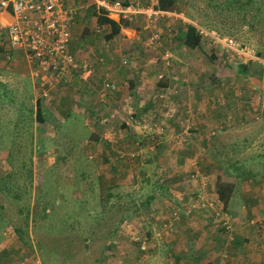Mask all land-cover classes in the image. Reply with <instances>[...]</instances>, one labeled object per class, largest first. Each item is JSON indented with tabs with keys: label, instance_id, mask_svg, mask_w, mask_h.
I'll use <instances>...</instances> for the list:
<instances>
[{
	"label": "rangeland",
	"instance_id": "1",
	"mask_svg": "<svg viewBox=\"0 0 264 264\" xmlns=\"http://www.w3.org/2000/svg\"><path fill=\"white\" fill-rule=\"evenodd\" d=\"M92 7L84 8L87 23L76 21V28L79 30L86 24L84 27L87 36H93L92 42L99 39L105 43L102 38L108 28L101 25L100 31L96 32L98 23ZM176 12L185 24L194 23L197 29L203 28L201 45L205 46L209 56L213 54L212 62L217 64L214 69L219 70L227 82L224 89L217 85L215 92L229 94L230 102L234 97L236 99L235 107L230 103L231 107L226 109H251L253 116L244 124L257 121L255 124L263 126L264 0H176ZM169 26L164 20L158 23L163 33L172 34L174 27ZM76 35L79 36L77 32ZM174 39L173 35L169 37L171 41ZM225 39H231L240 51L225 46ZM144 48L146 55L141 56L147 62L155 57L160 66L164 57L154 53L161 46ZM168 59L170 63L172 57ZM248 61H252L250 67L247 69L246 66L245 73L240 72L238 66ZM11 64L12 59L0 56V264H136L139 261L149 264L148 251L153 248L149 243L154 237L148 235L149 229L156 237L171 238L175 228L173 221L179 219L183 211L181 208L179 213H174V209L180 207L175 202L177 195L185 194L184 189L192 183L196 184L197 191L191 195L187 206L204 211L224 237L225 234L232 236L234 220L231 214L226 211L230 222V228L226 229L213 219L210 206L203 207L199 202L203 197L206 203L214 201L215 206H222L215 198L217 187L214 183L218 177L214 169L202 164V173L199 171L197 177L189 174V180L176 179L175 168L179 165L174 164L178 159L175 156L182 154L179 150H184V142L188 139L184 136L190 133L165 131L163 127L152 130L162 120L167 123L165 116L155 114L147 119L150 123L142 124L143 118L137 123L141 126L137 132L139 136L134 138L131 148H116L118 126L112 122L113 134L110 139H103L100 120L91 117L97 125L90 121L88 127L79 115L85 105L91 107L94 104L96 113L100 107L101 113L104 111L96 91L95 95L85 96L87 90L77 87L75 91L72 86L54 88L49 98L40 99L45 120L38 121L35 117L38 92L30 70L26 67L22 73H14L10 70ZM104 72L100 77H94L97 89L107 75ZM246 95L249 96L247 100L254 98L251 103L245 100ZM129 98L130 103L132 97ZM234 118L236 116L231 114L230 120ZM89 128L98 130L100 139L96 143L92 141L93 133ZM162 136L170 139V144L164 146L166 149L158 143ZM254 136L255 132H251L239 141L243 146L239 153H243L246 171L234 172L239 180H234L237 184L233 204L240 201L241 183L251 182L248 185L253 187V182H258L264 174L260 165L264 163V157H257L260 153L257 143H253L256 141ZM161 151L166 152L165 159L158 158ZM220 177L227 179L229 176L222 174ZM244 177L251 179L241 181ZM159 202L163 207H171L167 215L172 218L159 228L144 226L151 215L158 217L159 212H154V207H161L157 206ZM190 209L185 213L188 214ZM136 217L141 219L136 220ZM15 227H21V235L16 233ZM141 241L147 244L144 251L139 248ZM129 246L133 254L128 255ZM179 246L170 247L176 251L182 248ZM223 251L219 246L212 264L219 263ZM165 252L170 253L169 250Z\"/></svg>",
	"mask_w": 264,
	"mask_h": 264
},
{
	"label": "crops",
	"instance_id": "2",
	"mask_svg": "<svg viewBox=\"0 0 264 264\" xmlns=\"http://www.w3.org/2000/svg\"><path fill=\"white\" fill-rule=\"evenodd\" d=\"M63 1L66 5L78 7L79 17L76 21L83 24L84 22L87 23L84 21L87 18L84 8L88 6L85 5L96 0ZM130 1L144 3L145 0H127V2ZM171 11L174 12V16L166 15L163 20L165 24L170 25L169 28L174 27V31L172 34L164 32L165 41L161 48L155 49L154 53L160 54V57H162L165 50L170 49L172 59L170 63L168 59V65L165 64V59L158 66L155 57L148 59L147 62L145 57L141 56H145V51H147L135 39V29L138 28L136 26L140 25L143 20L141 14L135 15L133 21L120 22L117 34L110 39H106L105 36L102 38L105 43L99 39L93 43V36H87L88 32L84 27L86 24L78 30L76 28L78 23L76 22L73 26L74 34H72L70 49L80 59L93 60L98 55H102L104 61L101 64H96L95 77H100L103 70H105L104 73L108 74L110 79L119 85L118 90L114 92L115 97L111 99L110 103L111 108L120 110L117 120L113 122L114 125L118 126L116 136L119 143L115 145L116 148L132 147V143L135 142L134 138L139 136L137 132H139L141 126L137 123L140 122V119H144L142 124L150 123L147 119L155 117V114L162 115L165 116L167 123L162 120L160 121L161 124H157L156 128H151L152 130H159L163 127L165 131L190 133L187 134L186 138L188 139L184 142L186 144L183 146L184 150H179L182 154L175 156L178 159L174 164L179 165L175 168V171L178 172L177 180L181 179L182 181L186 178L189 180L188 175L195 172H191L192 170H197L198 173L201 172L200 165L202 166V164L210 165L216 172V177L226 174L233 181L239 180L234 172L246 171L243 167V153H239L243 150V146L239 141L248 133L255 132L256 136L254 138H256V141L253 143H257L255 145L258 148V153H260L257 157H264V125L255 124L257 121L247 126L244 124L248 117L253 116L251 109L239 110L238 107L230 110L226 109L231 107L230 103L235 107L234 101L236 99L234 97L230 102L229 94L224 92L218 95L215 92L218 88L224 89V83L227 82L219 70L214 69L217 64L212 62L211 55L209 56L205 46L201 45L204 42L203 38H201L198 45L192 47L183 45L178 35L183 32L182 30L189 23L185 24L181 18L177 17L179 14L176 12V7ZM107 16L115 21H120V16L116 11H108ZM182 18L184 19V17ZM0 20L9 23L11 16L9 13H2ZM108 31L105 32L108 33ZM76 32L79 36L76 35ZM171 35L175 36L173 41L169 40ZM97 48L100 49L97 50ZM3 50L4 48H0V56L4 55ZM124 54L129 58L126 65H122L120 62V58ZM10 59H12L10 69L12 72L22 73L21 70L26 67L30 70L26 55L21 50H11ZM99 69H102V71ZM98 70L102 73L100 74ZM159 73L163 74V78L160 80L157 79ZM92 84L94 87L93 81ZM183 84L184 86H182ZM217 85L220 86L215 88ZM72 87L77 91V87L80 86L73 83ZM92 93L95 95V91L90 88L85 96L88 94L91 96ZM160 93H164V96L159 97ZM73 95L76 96L77 94ZM129 97H132L130 103ZM244 97L246 101L250 100V103L254 99L250 97L247 100L248 95ZM217 101L219 103H216ZM93 105L91 107L85 105L86 108L84 106L79 114L83 118L84 125L86 120L94 121L92 123L96 124L95 120H100L101 115L105 112V107H103L102 110L104 111L102 113L100 107L99 112L96 113L97 108ZM231 114L236 118L230 120ZM93 116H95V120L91 119ZM138 116L139 119H137ZM226 116L228 121H226ZM143 130L146 131V129ZM97 131L95 129L91 130L93 133L91 135L92 141L95 143L100 139ZM160 138L159 146L164 147L170 144V139L163 136ZM164 148L166 149V147ZM165 153L164 151L158 153V158L165 159ZM227 164L229 166H225ZM260 165L263 167L264 173V163H260ZM218 179L214 183L216 187ZM250 179V177H244L241 181H249ZM181 181L179 184H181ZM250 183H246V185L241 183L239 189L242 191V195L240 201L235 204L232 202L234 187L232 196L226 209H224L231 214L234 220L232 236L225 234L226 237H224L221 230L219 231L215 227L207 213L200 210L196 211L194 208L187 206L191 195L193 196V193L197 191L196 184L192 183L189 185L190 187L187 186V189H184L185 194L180 192L177 195V201H175L183 211L179 219L173 221L175 228L171 238H159L156 237V234H151L150 229L148 231V235L154 236L151 239L152 242L149 243V246H153L148 251L149 264H152V262L153 264H212L211 261L216 257L219 246L226 252V264H264V174L258 182H253L255 186L251 187L248 185ZM172 195L176 197V194ZM215 195L217 201H220L217 189ZM157 206H161L154 207V212H159L157 213L158 217L155 216L156 218H154L151 215L148 220L144 219L146 220L144 226H149L152 229L159 228L167 219L172 218L167 215L168 208L170 210L171 207H163L161 202L157 203ZM188 209L190 211L186 214L185 210ZM139 219L141 218L136 217V220ZM155 219H158V223ZM162 219L164 221H161ZM175 244H180L182 248L175 251L170 247ZM165 250H169L170 253L165 252ZM127 252L128 255L133 254L130 246Z\"/></svg>",
	"mask_w": 264,
	"mask_h": 264
},
{
	"label": "built area",
	"instance_id": "3",
	"mask_svg": "<svg viewBox=\"0 0 264 264\" xmlns=\"http://www.w3.org/2000/svg\"><path fill=\"white\" fill-rule=\"evenodd\" d=\"M159 3L160 0H145L144 3L96 0L85 6L95 5L96 8H103L107 12L116 11L120 20L124 21H133L135 15L141 14L143 20L142 24L135 29V39L144 47L155 48L162 46L164 42V33L158 28V23L163 21L166 15L174 14L173 11L162 9ZM2 13H9L11 21L4 23L0 20V48H4L3 54L8 59L13 49H19L25 53L30 65V76L38 92L37 98H49L54 88H67L73 83L78 84L82 90L94 88L99 102L105 107V112L99 121L104 129L101 136L103 139H110L113 134L112 122L117 120L119 110L108 107L107 103L111 95L118 90L119 85L107 74L101 80L98 89L93 87L95 66L103 63V56L98 55L93 60L80 59L71 51L72 29L78 17V7L66 5L63 0H0V18ZM100 28L101 25L97 24L96 32H99ZM198 31L200 34L204 32L203 28ZM224 43L229 48L240 51L231 39H225ZM163 57L166 60L165 64L168 65L171 53L165 50ZM120 62L122 65L128 64V57L125 54L122 55ZM162 78L163 74L159 73L157 79ZM163 96L164 93L159 94V97ZM89 123L90 121L86 120L85 125ZM197 175L198 172L195 171L191 176L197 177ZM199 202L203 207L207 204L210 206L209 212L215 221L221 222L226 229L230 228L228 214L223 206H215L214 201L206 203L203 197H200ZM180 209L176 207L174 213H179ZM146 247V242L141 241L139 248L144 251ZM225 256L226 252L223 251L218 264H226L223 261ZM136 264H143V262L139 261Z\"/></svg>",
	"mask_w": 264,
	"mask_h": 264
},
{
	"label": "trees",
	"instance_id": "4",
	"mask_svg": "<svg viewBox=\"0 0 264 264\" xmlns=\"http://www.w3.org/2000/svg\"><path fill=\"white\" fill-rule=\"evenodd\" d=\"M125 1L127 2V0H125ZM92 6H95V5H91V7ZM159 6L164 10H169V11L174 10L176 7V0H160ZM92 9H93L92 12L96 18V21L100 25H104L109 30L108 33H106L104 35L106 39L112 38L113 35H115L119 32V28H120L119 23L120 22L121 23H123V22L127 23V21H124V20L115 21L114 19L108 17L106 10L103 8L92 7ZM182 31L183 32L180 33L178 36H179V39L183 45L188 46V47H192V46L198 45L200 43L202 35L199 33L198 29L193 24H187L185 26V29ZM211 58L212 59L214 58L213 54H211ZM251 63H252V61H248L246 63L247 69L250 67ZM247 69L243 68V64L238 66V70L242 73H245ZM132 87H133V85H132ZM35 117L38 119V121H41V122H44V120H45V115H44V111L41 107L40 98H37V100H36ZM224 168H225V166H224ZM234 187H235V183L230 177H228L227 179H221V177H220V179H218L217 194H218V197H219L220 202L222 203V206L224 209H226L228 201H229L230 197L232 196ZM14 230L16 231L17 234L21 235V233H22L21 227H15Z\"/></svg>",
	"mask_w": 264,
	"mask_h": 264
},
{
	"label": "water",
	"instance_id": "5",
	"mask_svg": "<svg viewBox=\"0 0 264 264\" xmlns=\"http://www.w3.org/2000/svg\"><path fill=\"white\" fill-rule=\"evenodd\" d=\"M246 66H247V65L244 63V64H243V68H246Z\"/></svg>",
	"mask_w": 264,
	"mask_h": 264
}]
</instances>
